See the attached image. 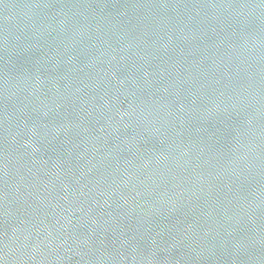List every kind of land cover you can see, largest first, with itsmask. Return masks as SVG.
I'll return each instance as SVG.
<instances>
[{"label": "water", "instance_id": "1", "mask_svg": "<svg viewBox=\"0 0 264 264\" xmlns=\"http://www.w3.org/2000/svg\"><path fill=\"white\" fill-rule=\"evenodd\" d=\"M0 264H264V0H0Z\"/></svg>", "mask_w": 264, "mask_h": 264}]
</instances>
